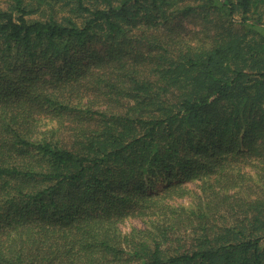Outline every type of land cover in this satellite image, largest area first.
<instances>
[{
  "label": "trees",
  "instance_id": "1",
  "mask_svg": "<svg viewBox=\"0 0 264 264\" xmlns=\"http://www.w3.org/2000/svg\"><path fill=\"white\" fill-rule=\"evenodd\" d=\"M0 264H264V0L0 3Z\"/></svg>",
  "mask_w": 264,
  "mask_h": 264
},
{
  "label": "rangeland",
  "instance_id": "2",
  "mask_svg": "<svg viewBox=\"0 0 264 264\" xmlns=\"http://www.w3.org/2000/svg\"><path fill=\"white\" fill-rule=\"evenodd\" d=\"M0 3H1V5H5L6 4V0H0ZM185 25L187 26V28H190L192 30H196V32H197L196 36L199 35V32H198L199 30L200 31L208 30L207 29L208 27H213L212 25L204 24V23L199 22V21L196 22V23H193V22L188 21V19L185 21ZM130 222H132L133 224H137L140 221L138 219H134V218L126 219L123 222V228H128Z\"/></svg>",
  "mask_w": 264,
  "mask_h": 264
}]
</instances>
